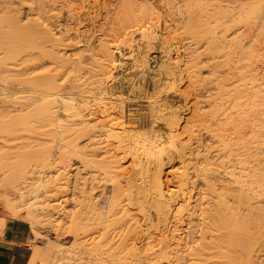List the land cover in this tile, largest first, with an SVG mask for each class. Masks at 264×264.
<instances>
[{"label":"bare ground","instance_id":"6f19581e","mask_svg":"<svg viewBox=\"0 0 264 264\" xmlns=\"http://www.w3.org/2000/svg\"><path fill=\"white\" fill-rule=\"evenodd\" d=\"M22 1L8 0L0 7L12 10L20 3L11 12L14 17L17 11L18 18L8 19L10 26L27 30L23 47L13 52L15 62H2L0 56V147L12 141L21 148L13 147L23 169L18 173L14 165L7 169L0 163V182L21 197L27 193V207H9L13 216L18 207L27 211L33 232L55 228L73 235L72 245L59 247L45 264L168 259L151 249L140 254L115 237L118 231L125 235L122 226H138V215L151 225L184 201L182 190L193 177L200 214L187 221V248L173 253L174 264H263L264 218L251 210L262 202L250 200L264 198V89H235L232 79L207 81L200 71L235 64V26L264 0H238L231 7L217 0H153L165 13L164 29L176 16L173 8L185 4L175 19L186 33L168 35L165 57L157 43L163 40L156 34L158 15L135 13L137 0H28L25 8ZM182 47L190 78L185 99L178 85ZM252 56L254 69L262 67L264 51ZM22 58L26 63H17ZM249 91L253 99L245 100ZM181 102L189 113L183 125L176 115ZM205 140L215 143L213 150L201 156L203 167L189 170L186 154L198 152ZM41 150L46 164L45 158L37 160ZM175 159L187 167L175 180L182 193L178 199L164 192L158 179L163 162ZM34 178L44 182L45 187L39 183L44 188L38 184L43 190L35 188ZM225 189L237 192V204L249 201L243 218L223 199ZM213 204L224 215L211 214ZM40 255L39 249L32 251L29 264H37Z\"/></svg>","mask_w":264,"mask_h":264},{"label":"rangeland","instance_id":"374dc122","mask_svg":"<svg viewBox=\"0 0 264 264\" xmlns=\"http://www.w3.org/2000/svg\"><path fill=\"white\" fill-rule=\"evenodd\" d=\"M235 1L237 2L238 0H217V3H220L224 7L226 5L231 7L239 3L237 2L235 4ZM0 2H2V0H0ZM4 2L0 3V7L5 8L7 6L6 3L4 4ZM137 3L138 5L137 7H135L136 8L135 13H140V14H145V15H150L154 13L158 15L157 24H159V31L156 34L158 37H161L163 40L158 41L157 43L160 45V51L162 52L163 57H165L166 55L165 47H166V40H167L168 35L170 34L173 36L174 34H185L186 33L187 28L183 27L184 26L183 23H180L179 21L175 19L177 14L181 10L185 9V4L182 2L173 8V14H176V16H174V18L172 19L171 26L164 29L165 24H164L163 17L165 19V16H164L165 13L163 12V8L161 5H158L153 0H137ZM22 4H24V7L23 6L22 7L25 8L26 5L29 4V1L23 0ZM13 5L10 4L9 7L10 6L12 7ZM15 5H16L15 7L14 6L12 7L14 8L12 10H9V8L4 9V10L0 8V56L2 58V62L4 61L6 63L15 62V60L12 59L13 52L14 51L16 52V50L21 49V47H23L24 40L27 38V30L24 26L20 25L22 27L20 26L16 27V24L14 26H10L11 24L13 25V22L10 23L8 17L13 15L11 14V12L13 10H16L17 7L19 8L20 3H16ZM19 11L20 10H18V12ZM15 12H14L15 13L14 17L12 16L13 18L11 20H13L15 17L18 18V13L17 11ZM235 28H238L237 35L235 36L236 38L235 39V56L231 58L232 60L235 61V64L231 63L230 65L226 64L221 67H218L217 68L218 71L201 69L200 78L205 79L207 81L209 80L214 81L217 78L226 76L232 79L233 81H235L233 83V85H235V89L243 85H247V86L253 85L254 88L250 90L251 92L253 90H258L262 88L264 89V64H262V67L258 65L257 69H254L256 65L250 63L254 61V57L252 55L255 52H257L258 50L261 52L264 51V2H262V6L259 9L254 10L253 15L249 19L239 22L237 27L235 26ZM178 51L181 52V58L179 62L180 79L178 80V85H179V90L181 91L182 96L185 99L187 98L186 93L190 89V85H189L190 78L188 75V71L184 70L185 65H184V61H182L183 57H185L186 55L185 47L179 48ZM170 55L173 61H177L178 56L176 52L171 51ZM17 63L19 64L26 63V58H22V60ZM229 67L233 69L234 73L231 72L232 71L231 69L229 70ZM251 92H250V95L248 93L244 97L245 100L253 99V94H251ZM237 102L238 101L235 99V106L237 105ZM205 110H207V112H210L209 111L210 109L207 107ZM14 114L16 115L17 113L15 112ZM188 114H189L188 111H186L185 106L182 105V102H181L180 108L177 109V113H176L180 125L184 124L185 119H186L185 117ZM10 117H12L11 119L14 118L13 115H10ZM23 140L26 141V139H23ZM13 143L14 142L12 141H8L9 146L0 147V149L2 150L1 151L2 153L0 152V155L2 156L0 163L2 165L5 164V167L7 169L10 165L12 166L14 165L15 167H13V171L18 169L15 172L20 173L21 168L23 169V165L20 164V162L22 161L18 157L15 158L14 154L15 156H17L16 153L21 148L14 146ZM23 143L24 145H26L27 142L25 143L22 141L21 144ZM17 146H20V144ZM214 146H215V143L211 145L208 140H205L204 147L199 148L198 152L195 151L191 155L187 153L186 156L191 157V159H188L186 161L188 162L187 164L190 163V165H186L189 168V170L192 166H196L198 168L203 167L205 163L201 161V156L205 153V151L206 152L212 151ZM13 147H16L18 150L16 151V148H13ZM23 147L24 146H22V148ZM192 147H193V144H192ZM22 152H23V149L21 150V153ZM43 152L45 153L46 149L43 150ZM39 153L44 154L42 153V150ZM41 154H37L40 157L38 158L37 156H35V159L38 158L37 160L42 161L44 160V158L46 157L48 153L47 154L45 153L46 154V155L44 154L45 156ZM262 155L264 156V152ZM224 158L225 157H222L220 158V160ZM35 159L33 158V160ZM37 160H35L34 162H36ZM213 161H214V158L210 159L209 162H213ZM186 162L183 164L180 159H175L171 162L164 161L161 166L159 175H158V179L160 180L163 191L174 195L176 199L180 198L182 193L179 191V186L178 184H176L175 180H176L178 173L184 171L187 168L185 167ZM43 163L46 164V158L44 161H42V164ZM124 163L126 162H123V164ZM16 164H19V165L16 166ZM36 164H39L40 166L41 163L38 161V163ZM195 178L196 177H193L191 179L192 183H189L186 186V189L182 190V192L184 193V198L182 200L184 201L182 202L177 201L175 205L171 207V209H167V211L164 214H162L158 218H154L153 219L154 221H152L153 223L151 225L149 224L145 225L141 216L138 215V218H139L138 226H136L135 228H132L133 230L127 229L126 226H122L120 230H122V232L125 235L119 236V231H118L115 237V240L118 241L119 243L126 245L128 248L139 252L140 254H146L147 251L151 249L155 251V254L167 255L168 259H160L159 261L154 262L152 264H174L173 259H174L175 252L181 253L184 249L187 248V243H188L187 221L194 217H198L200 214L199 201L196 200L198 198L196 193L199 191V188L197 187L196 184L193 183ZM34 179H37L36 181L37 186L35 187L36 185L35 183H31V184L32 185L35 184L34 187L37 188L38 184L42 181H40V179L38 180V178H34ZM228 181L224 180L225 183H228L230 185L235 184V182L229 183L231 181L229 182ZM30 182H34V180L29 181V183ZM43 183L44 182H42L41 184ZM31 184H29L27 188L33 187ZM41 184L39 185L43 187L44 184L43 185ZM110 188H111L110 185H108L107 191H106L107 194L109 193ZM40 190H43V189L40 188ZM222 192H227V195H225L223 199H225V201H228V204L229 206H231L230 208H233L232 209L233 211L235 210L237 212L238 218L239 219L241 217L243 218L244 214L246 215V213L249 211L247 208V204L249 203V201L241 203V204H237V201L239 199L237 198V192H231L230 190H227V189L223 190ZM262 197L263 196L253 198V196H251L252 199L250 200V202L252 203H256L260 201L262 202V203H259L258 205L251 207V210L253 211V214L260 215L261 217L264 218V198L262 201ZM28 198L29 197L27 193L24 194V197H21L19 194H16V193L14 194V192L11 190V186H2L0 182V209L1 211L7 214L9 217L13 218L14 220L21 223L23 227V233L25 234V238L27 242L29 243V245L31 246L32 251H34L36 248L39 249V251H41V255L39 256L37 264H45L47 257L51 253L56 252V250H58L59 247L67 248L72 245L73 235L70 232L65 231L63 229H55V228H47L45 229V231H42V232H39V231L33 232L31 223L27 220V217L24 216V214H27L26 213L27 211L20 209L21 207H27ZM17 203L21 205H25V204L26 205L21 206L20 208L18 207L17 210L19 211H18L17 216H13L9 206L13 204L19 205ZM179 203L181 205L180 207L178 206ZM206 206H208V204H206ZM177 207L181 208V210L178 208L179 212L177 211L175 213L174 211H176ZM211 208H215L213 209L214 210L213 212L215 213L212 212L211 214L224 215L223 213H218L221 211V209L217 210L218 204H217V207L216 205H214V207L212 206ZM133 209L134 207H131L129 211ZM180 211H182V215H180ZM222 211L226 213V210H222ZM173 212L175 214H178L180 217L172 216L174 215ZM261 214H263V216ZM256 215L254 216L257 217ZM172 217H175V218H172ZM261 217H257L256 219L258 220L263 219ZM231 221L235 224V219ZM28 223L31 228L29 227ZM214 227L216 230L217 229L216 225L213 226V228ZM56 235H57V238H55ZM165 245L168 247V250L164 248L166 247ZM178 250H180L181 252ZM171 253L172 254L174 253V254L171 255Z\"/></svg>","mask_w":264,"mask_h":264},{"label":"crops","instance_id":"0c3cea01","mask_svg":"<svg viewBox=\"0 0 264 264\" xmlns=\"http://www.w3.org/2000/svg\"><path fill=\"white\" fill-rule=\"evenodd\" d=\"M0 218L4 219L0 225V264H29L32 249L25 238L21 223L3 213L1 209Z\"/></svg>","mask_w":264,"mask_h":264}]
</instances>
